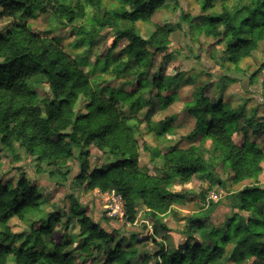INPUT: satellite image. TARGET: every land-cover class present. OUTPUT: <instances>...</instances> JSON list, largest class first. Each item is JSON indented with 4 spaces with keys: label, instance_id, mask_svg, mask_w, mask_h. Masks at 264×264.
Here are the masks:
<instances>
[{
    "label": "trees",
    "instance_id": "trees-1",
    "mask_svg": "<svg viewBox=\"0 0 264 264\" xmlns=\"http://www.w3.org/2000/svg\"><path fill=\"white\" fill-rule=\"evenodd\" d=\"M119 1L120 6L92 16L90 29H76V22L87 14L84 4L74 7L63 0H0V23L6 18L37 19L50 13L61 23L86 34L90 41L105 29H112L115 36L109 52L115 51L121 41L128 42L124 49L126 60L115 68L116 75L132 69L139 81L138 91L149 88L151 83L163 88L165 61L170 52L151 82L143 76L151 75L157 54L170 50L167 38L170 31L156 26L148 38H144L133 23L140 20L151 23V17L166 0ZM88 4L100 7L101 0H88ZM210 6L211 0H206L203 9ZM206 26L208 33L224 45L223 62L238 65L264 40V0H251L248 5L227 10ZM132 61L137 64L131 68ZM35 81L49 86L51 98L39 97L32 86ZM168 81L173 83L175 77ZM212 87L211 82L199 87L196 100L185 105L196 121L195 127L176 146L166 151L154 150L155 157L162 163L161 174L150 175L140 167V144L130 121L138 119L134 108L149 107L153 104L151 98L140 102L134 98L135 94H128L131 106L125 111L107 90L103 93L94 88L78 60L59 45L43 41L26 23H16L5 34L0 33L1 148L11 149L17 142L37 156L38 161L54 164L58 170L67 165L79 148L80 172L76 177L79 184L86 190H115L121 194L126 203L125 217L130 223H134L138 211L144 209L153 223V242L159 247L153 254L124 250L126 239L100 228L72 197L69 219H76L80 227V253L72 247L70 239L53 240L52 247L44 241V236L52 234L53 228L61 222L62 217L57 213L41 220L38 229L32 224L31 232L14 248L21 236L10 229L12 217L25 220L39 211L43 203L38 188L23 176L14 185L0 183V264H8L12 256L15 264H77L81 253L87 264L98 255L105 257L102 264H133L135 260L140 261L138 264H150L153 258V264H227L222 259L229 244H233L230 256L237 264L245 258H253L254 264H264V188L258 185L246 186L234 194L232 199L240 212L223 228L218 229L211 222L212 208L195 218L185 244L169 250L157 240L169 237L170 230L162 222V216L187 196L185 191H172L171 186L190 182L197 175L215 178L198 149L184 147V141L193 142L199 137L210 140L214 150L221 153L231 168L234 184L256 181L263 172L264 153L248 138L249 129L255 136L264 138L263 119L256 121L257 118L242 112L227 110L223 100L213 102ZM82 98L89 99L85 112L77 109ZM172 103L171 97L165 98L161 108L167 109ZM166 131H158L157 135L167 134ZM93 145L108 150L115 157L106 169L91 168L90 153L85 148ZM94 250L96 256L92 254Z\"/></svg>",
    "mask_w": 264,
    "mask_h": 264
},
{
    "label": "rangeland",
    "instance_id": "rangeland-1",
    "mask_svg": "<svg viewBox=\"0 0 264 264\" xmlns=\"http://www.w3.org/2000/svg\"><path fill=\"white\" fill-rule=\"evenodd\" d=\"M74 7L86 5V17L76 22L78 27L90 29L91 17L97 12L116 8L121 5L119 0H101L100 7L88 4V0H63ZM206 0H166L164 5L151 17V23L144 20L133 23L136 31L144 38H148L156 26L165 27L170 31L168 41L170 50L159 53L154 58L151 75H144V79L152 81L159 67L164 64L167 53H171L165 61L166 70L163 73V88L151 86L138 91L139 81L132 69L116 75L115 68L126 59L124 49L127 40L119 43V47L109 52L115 33L112 29H105L97 37L88 40L86 34L76 31L74 27L61 23L50 13L41 15L37 19H25L19 16L16 20L6 18L0 23V33L5 34L14 24L26 23L33 33L41 36L43 41L59 45L72 58L81 63V68L89 75L92 85L100 92L113 95L118 107L128 111L131 100L128 94H135L140 102L149 98L153 104L149 107L134 108L136 118L130 121L133 132L140 144V167L143 172L150 175H160L161 160L155 157L154 150L166 151L176 146L180 140L189 135L195 127V119L186 111L185 105L196 100L197 89L212 83L211 97L213 102L223 100L225 109L242 112L257 120L264 121V40L251 56L245 58L238 65L224 63L222 56L224 45L208 33L206 24L219 19L227 10L248 5L251 0H211V6L206 10L203 5ZM101 9V10H100ZM130 63V67L136 65ZM175 77L169 84L168 79ZM33 89L41 99L51 98L49 86L43 81L32 83ZM127 94V95H126ZM172 98L173 103L167 109L161 104L165 98ZM89 99L82 98L77 109L85 112ZM40 105H42L40 103ZM136 124L138 128H136ZM167 130V134L157 135L158 131ZM248 138L258 145L264 153V138L255 136L248 130ZM184 147H195L210 165L215 174L213 180L206 175H197L190 182L184 184L174 183L171 190L185 191L186 198L176 203L170 211L162 216V222L169 228V237L157 238L169 250L176 249L189 240V226L195 224V218L207 214L212 208L211 222L221 229L229 220L240 211L235 207L234 194L242 191L246 186L258 185L264 188L263 172L256 181L247 180L240 184L232 181L233 172L224 161L220 152L214 150L210 140L199 137L193 142L184 141ZM0 145V150H1ZM90 153L92 169L104 168L115 160L108 150H100L96 146L85 148ZM80 149L76 148L74 157L69 159L67 165L57 169L54 164L38 161V157L27 152L24 146L15 142L11 149L1 150L0 183L16 184L23 176L32 185L38 188L42 196L40 210L20 220L12 217L9 226L13 233L19 234L20 239L14 244L19 247L24 238L34 229L41 227V220H47L52 214H59L62 219L53 228L50 235L44 236V241L52 247V241H72V247L80 253L81 236L80 227L76 219L71 216V198L78 200L85 208L88 216L99 224L103 230L114 233L117 237L126 239L124 250H138L144 254H153L159 247L153 242V223L146 217L144 209L138 211L136 221L130 223L126 217H111L105 210V200L99 194V189L86 190L77 181L80 172ZM148 223V224H147ZM198 235V233H194ZM264 240V239H263ZM130 243L131 246H127ZM233 244H229L223 261L227 264H237L231 259ZM93 255H97L94 250ZM105 257L98 255L91 264H102ZM140 261L135 260L133 264ZM77 264H87L85 256L79 255ZM154 263V258L150 264ZM8 264H15L12 256ZM240 264H254L253 258L242 259Z\"/></svg>",
    "mask_w": 264,
    "mask_h": 264
},
{
    "label": "built area",
    "instance_id": "built-area-1",
    "mask_svg": "<svg viewBox=\"0 0 264 264\" xmlns=\"http://www.w3.org/2000/svg\"><path fill=\"white\" fill-rule=\"evenodd\" d=\"M99 194L105 200V210L108 216L120 218L125 216L126 203L121 194L117 193L115 190L107 192L99 190Z\"/></svg>",
    "mask_w": 264,
    "mask_h": 264
},
{
    "label": "clouds",
    "instance_id": "clouds-1",
    "mask_svg": "<svg viewBox=\"0 0 264 264\" xmlns=\"http://www.w3.org/2000/svg\"><path fill=\"white\" fill-rule=\"evenodd\" d=\"M261 59H264V56H261Z\"/></svg>",
    "mask_w": 264,
    "mask_h": 264
}]
</instances>
